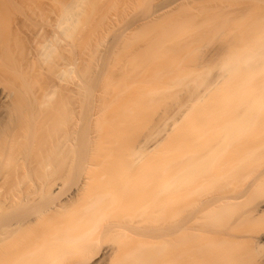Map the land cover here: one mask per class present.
<instances>
[{
  "label": "bare ground",
  "instance_id": "1",
  "mask_svg": "<svg viewBox=\"0 0 264 264\" xmlns=\"http://www.w3.org/2000/svg\"><path fill=\"white\" fill-rule=\"evenodd\" d=\"M60 1L61 12L56 16L58 19L53 37L46 38L40 45L38 43V52H34L39 62L46 66L47 79L51 84L47 82L46 88L42 89L41 80L31 79L34 59L33 56V60L27 58L19 66L26 79L23 89L19 92L10 91L11 105L7 106V116L0 119V176L1 180L11 179L10 184H5L7 191L4 184L5 190L2 187L3 191L0 189V207L28 206L44 198L42 200L49 202L47 205L45 201L49 207H45L46 212L43 210V213H48L51 218L55 213L60 214L59 211L69 204L74 205L73 202L77 201L85 185L91 183L90 180L89 183L83 181L74 196L66 201H57L55 196L59 197L66 172H69L70 177L75 176L78 168H81L83 176L89 174L91 177L94 175L92 167L95 169L99 166L90 161L78 164V139L82 145H91L93 142L96 148L104 152L106 148L118 145L128 137L133 139L130 131L137 134L146 124H153L156 120L154 113L169 112L174 114V118L171 121L164 119L161 134L153 138V149L158 150L152 154L154 157L151 156L152 151L145 148L142 152L132 151L126 160L116 161L121 170L118 179L122 183H114L115 186L108 183L111 178L108 172L98 174L97 170L96 179L105 181L103 186L106 187H102L105 191L88 192L87 187L88 193H82L87 195L77 207L80 211L78 209L76 212L74 210L77 208H74L72 213L71 210L69 220L63 225V221L56 224L50 237L46 234L47 238H44L45 232L42 233L43 238L37 237V241L33 242V251L30 249L31 254L30 250L27 251L30 259L24 248H21L24 254H19L16 264H20L24 258L23 264L30 263V260L36 264L39 261L38 264H46L53 257L47 264L68 263L64 251L57 257V251L53 252L54 246L62 250L64 246L82 245L85 249L79 247L80 250L88 252V245L100 243V235H104L105 231L107 233L108 229L113 228L111 230L116 232L124 228L123 224L119 229V220L126 223V219L132 221L136 216L144 219L154 210L153 215L150 213L153 221L148 220L151 223H146V220V224H141L139 242H132L124 231L126 227L120 236L117 235V240L122 238L119 245L125 249H122L123 254L117 249L120 256H115L119 259L116 258L118 260L112 264H264V21L260 29L254 26L253 33L240 35V48L232 51L219 67H215L219 71L217 73H199L195 75L196 80L189 79L190 75H180L165 85L141 88L134 98L121 97L120 94L126 91L118 90V83L105 82L100 91L101 96L94 97L95 77L92 69L95 66H92L97 59L89 56V62H93L92 69L84 68V65L80 67L78 51L81 44L87 51H95L100 47L102 41L97 43L95 39L99 32H96V27L94 31L91 25L97 18L96 8L100 7H97L96 0H93L94 3L90 0ZM99 4L105 5L103 2ZM162 12L160 9L153 12L150 20ZM101 18L97 19L99 23ZM101 24H97V27ZM87 28H90L87 32L90 31L92 35L97 33L95 38L88 33L95 44H92V38L87 40L92 43L85 45V41L81 42ZM3 43L5 45L1 41L0 46ZM4 45L0 48V77H9L13 74L17 55L8 50V45ZM217 51H225L224 46L220 45ZM37 91H41L39 99H36ZM80 116L85 119L83 129L86 134L78 133ZM159 156L164 157L163 165L152 178L156 181V177L162 174L163 183L159 186L148 175H137L136 181L139 180L141 190L151 188L150 198L139 201V207L134 211L130 209V213L127 208L129 214L122 210L126 215H121L122 211L117 210L121 200L128 196L129 187L138 184L130 181L132 167L144 161L148 163L151 160L149 157L158 159ZM47 215L44 218L48 220ZM139 219H136L137 222H140ZM131 221L129 223L132 224L135 219ZM3 225L4 228L8 224ZM15 226H12L14 230L16 227L21 228V225ZM8 229L12 228L7 226L2 231ZM9 232L12 233L13 229L6 233ZM3 234L5 232L0 236L1 243L8 240V237H2ZM41 238L42 241L38 242ZM83 243L88 246L87 249ZM46 245L50 250L53 247L51 253ZM125 245L132 247L128 250ZM40 247L46 254L39 253L41 259L36 253ZM107 249L104 253L102 250V257H93L95 260L90 257V252L89 260L83 261L85 256L80 251L81 257H84H78L84 263L94 260L91 263L99 264L107 254L115 253V248ZM43 258L46 261H42Z\"/></svg>",
  "mask_w": 264,
  "mask_h": 264
},
{
  "label": "rangeland",
  "instance_id": "2",
  "mask_svg": "<svg viewBox=\"0 0 264 264\" xmlns=\"http://www.w3.org/2000/svg\"><path fill=\"white\" fill-rule=\"evenodd\" d=\"M96 1H95L96 5H99L97 7L101 8V9L96 8V11L100 13V15L98 13H95L96 14L95 17L97 18H95L94 15L92 16L93 19L94 18L96 19V21L94 22L93 20L92 22L93 24L91 25L93 27V30L96 27L97 31L96 30L94 31H96L97 33L98 32L101 33L100 34L98 33L97 38H95L97 33L95 32V36H94V33L92 35L90 31L87 32L88 29H90L87 28L85 30L87 34L86 32L82 34L83 40L81 39V42L84 43L85 41V45H86V43L88 44L89 42L87 40H89L93 36V38L97 39V43L100 40L102 41V42L100 41L101 45L100 47L97 48V50L96 49L95 51L93 50L94 51L93 53V51L84 50V44H81L78 51V58H79L78 61L80 60L78 64H80V67L85 66L84 68L92 69L91 66L93 62L92 61L89 62L90 61L89 56L92 57L95 56L97 59V62L92 66V67L95 66V68L92 69L94 70L93 71L94 73L92 74L95 77L94 79L95 86L93 87V91L95 92L94 97L101 96L100 91L103 90L105 82L118 83V90L122 89L126 91L125 93L120 94L121 97L134 98L135 96H137L138 94L137 91L139 89L154 88L158 85H163V84L165 85L166 83L175 80L180 75H184V76L190 75L189 79L196 80L197 79V77L195 76L196 74L204 73L208 71L217 73L219 71L218 69H215V67H219L221 61L224 58H226L232 51L240 48V37H241L240 35L245 34L247 32L249 34L253 33V31H255L256 26H259L260 29V25L264 21V0H100L105 5L102 4L100 5L99 3L101 2L97 3ZM90 2H93V0H90ZM111 2L113 3V5L111 4ZM59 4L61 6L60 0H0V45H1V41L5 42V45H8V50H11V52H13L15 56L17 55L14 62V69L12 71L13 74L9 77H0V93H1L0 119L2 117L7 116V111H6L7 106L11 105L12 98L9 97L10 91L19 92L23 89V85L26 82V79L23 75L22 69H20L19 66L23 65L27 60V58L29 59L33 56L32 58L34 59L33 60L31 58L34 62L33 65H35L34 69L31 72V79L38 81L41 80L42 81L41 86H43L42 89L43 88L45 89L47 84L50 83L48 82L49 80L47 79V75H46L48 73L47 69H45L46 66L42 65L39 62L37 58L38 57L37 53L35 54L34 52H38L39 49L38 46L40 45V42L42 43L44 40H46V38L53 37L56 31L54 25L57 21L56 19H58L56 16H59L58 14H60L61 12L60 11L61 7L59 6ZM159 9L160 12L163 11L162 14L157 16V18L155 17V19L150 20L149 18L150 15ZM101 15L104 16V19H102L103 16ZM100 17H102L101 18V23L103 22L102 24L99 23L100 22L99 20H97L98 18L100 19ZM97 24H101V25L97 27ZM254 26L255 28L253 29ZM99 28H101L102 30ZM91 32H93L92 29ZM88 33H90V35L92 36L89 35L88 37ZM93 38L90 39L92 40V42H93ZM92 42L90 41L89 43ZM92 44H95V42H93ZM3 45L0 46V48H3ZM220 45L224 46L225 51L223 52L217 51ZM85 49H88V47H86ZM95 57L93 58V61ZM262 63L263 62H261V64ZM217 80L218 79H212V81H217ZM40 93L41 91H39L36 94V99H39L41 97ZM92 114H97V113H92ZM173 115H174L173 113H169V112L154 113V117L156 120L153 124L150 125L146 124V126L142 128V130L137 134L135 133L132 134V131H130L129 133L133 136V139L131 138L128 139L129 138L128 137L126 138L125 141L118 143V145H112L111 148L108 149L106 148L104 152L96 148L93 142L90 143L91 145L89 144L82 145L78 139V164L84 161H90L95 164H98L100 167L96 166L95 169L94 167H92L93 169L90 168L93 170L92 171L89 169L90 172L92 171L94 175L93 176L91 175L90 177L88 174L87 175L89 176L88 178L87 176H83V174L81 173V168H78V174L75 176L70 177L69 172L68 174L66 172V176L62 181V188L59 191L60 193L58 192L59 197H57V195L55 196L57 201L58 200L66 201L67 199L74 196L73 194H75L76 190L82 184L83 181L84 182L88 180L91 181V183H89L90 181H88L89 184L85 185L86 187H84L85 189L83 191L85 193H88L90 191H96V192L99 191L98 193H100V190L101 192L105 191L103 190V188L106 187L103 186L105 185V181L101 182L100 179L99 180L96 179L100 172H108L110 174L111 180L108 179L110 181V182L108 181V183H112V186L114 185V183L115 185L116 183H122V181L118 179V173L121 170L119 169L118 166L119 163L116 161L126 160L128 159L127 156L132 151L137 150V152L139 151L142 152L145 150V148H149L152 151L151 156H153L152 154L158 151L157 149H153V145H154L153 138L161 134V125L164 119H168L169 121H171L172 118H174ZM84 122H85L84 117L80 116L78 122L79 134L81 132L86 134V132L83 129ZM173 150L176 151L175 148ZM149 158L151 160H149L148 163L144 161L143 163L135 164V166L132 167L131 172L133 173V175H131L132 177L130 181H132L135 184L138 182V184L134 185L133 186L134 188L132 186L128 188V196L125 197L126 198L124 199L125 201L121 200V205L120 207L118 206L119 208H117V210L118 209L121 211L123 210L126 214H129L131 211H134L139 207L140 204L139 201L144 202V200L145 201L149 200L148 198H150L149 195L151 192V188H148L145 191L141 190L142 187L139 188L141 186V184L139 186V180L136 181L138 177L137 175H142V176L148 175L152 180H154L155 178H152V176L158 174L156 173V171L161 169L163 165L164 157L159 156L158 159H152L151 157ZM101 169L102 171H100ZM96 171L98 172V174L96 173ZM84 177H86L87 180L86 179L84 180L83 179ZM5 179L1 180V176H0V180H1L0 189L2 191H3L2 188L7 186L5 184L8 183L10 184L9 181L11 180L8 179L5 181ZM103 180H106V178ZM163 181H164V175L159 174V177L157 176L156 181L154 180L153 182L156 183V185L158 183V185L160 186V184H162ZM9 186L10 185H8V188ZM136 186H138V188ZM87 187H89V190ZM86 189L88 190V192ZM82 193H80L81 195L78 196L77 201L73 202L75 203L74 205H72L71 203L64 210L59 211L62 214L60 213L57 215L55 213L54 216H52L53 219L48 213H43L44 211L46 212L45 207L47 208L49 207L47 206L49 202L45 200L47 202L46 203L45 201L42 200L44 198H42L41 201L38 200V202L35 203H30V204L28 203L29 204L28 206L22 204L20 205V207L14 206L16 208L0 207V236L3 232H5V234L8 235V236L5 234L2 235V237L5 239H7L8 237V240L6 241H4L5 239L2 240L4 241L2 242L4 243L3 246L1 243L2 238H0V264H16L17 261L16 259L18 258L19 254L22 253L23 250L25 253L30 249L33 251L34 248L33 246H35L33 242L37 241V237L42 236L43 238L44 236L42 233L45 232L44 238H47L46 234H48V236L50 237L52 231L55 230V227L59 225V223L63 221L61 223L63 225L69 220L68 214L70 213V211L72 210L71 212L74 213L73 209L80 207V205L82 204L85 198V195H87V194L83 195L84 193L83 194ZM81 200L82 202H80ZM122 202L125 203L126 205L122 204ZM127 202H131V203L127 204ZM79 203L81 204L78 205ZM127 208L129 209V213L126 212L128 210ZM78 209L79 208H77V210L75 209L74 211L77 212ZM153 209L149 210V212L152 211ZM123 211L120 214L126 215L123 213ZM154 212L155 210L152 213ZM150 213H148L149 215L147 214L146 218H144L145 220L141 217L136 216L135 218L132 219V221L135 219V221L133 222L131 221V219H126V223H123L124 220L123 222L119 220L118 222L119 224L117 222H115L114 224H118L119 229H121V227H123L124 224V228L126 227V230L124 231H126L127 233L125 234L132 239V242L133 241L139 242L141 240L140 238L141 236L140 237L138 236L140 234L139 229H141V227L144 224L151 223L153 221L151 220L153 214L151 213L152 214L151 215ZM42 214L44 215L40 216ZM45 214L46 215L48 214L47 215L49 216L47 217L48 220L45 219L46 218ZM60 215H62V217ZM41 217L43 218L41 219ZM3 218L5 222H3ZM55 219L56 221H52ZM136 219L137 220L139 219L140 222H137ZM141 219H143L144 221L142 220L143 221L142 222ZM146 220L147 222L145 223ZM148 220L151 222H149ZM19 221L21 222V224ZM43 221L44 222L47 221V223L46 222L44 223ZM130 221L132 222V224L129 223ZM15 222L17 223V225ZM3 223L5 225L8 224L7 226L12 228L13 232L6 233L12 229H8V231H2V229L4 230V228L5 229L7 228V226L3 228L4 226ZM120 223H122V226H120L121 225ZM15 225L16 226L21 225V228L16 227ZM12 226L16 227L15 230L14 227ZM113 226H116V229L118 228L117 225H113ZM111 229L110 230L106 229L107 233L103 229L105 232L103 231L104 235L101 234L100 235L101 237H99L100 243L98 242V244L94 246L88 245L89 250L91 249V251H89L87 249L88 246L84 245L83 243V246L86 247L88 252H86V250L85 252H82V250H84L85 248H83L82 245L79 246L81 244L80 242L79 244L78 243L77 244L79 247L83 248L82 250H80V248L77 247V245L76 246L71 245L73 247L69 245L70 247L68 248H65L67 246H64V249L62 250H59L60 248H57L58 246L56 247L54 246L56 250L54 249L53 252L57 251L56 254L58 257V255L62 254L64 251L63 254L67 255L65 256V258L67 257L65 260L67 259L69 260V261L67 260L68 263L65 261L66 264H85L88 261H86L85 263L83 261H85L86 259L89 260L88 255H90V253L92 254L90 255L91 258L93 257L98 258L102 255V250L104 253V251H106L105 249H107L108 247H109L108 249H113V250L115 248L116 254L115 253L113 255L107 254L109 256L106 255L105 257H103L104 259H101L103 261H100L99 263V264H112L113 262L119 259L118 257L120 256V254L118 255L119 253L118 250H120V253L123 254L125 248L124 246L122 247V245L120 246L118 243L120 242L121 237L119 238V240H117L118 236L121 235L120 232L123 230L121 229L117 231L118 229L117 230L114 229L117 232L116 233ZM32 231L35 232L33 233ZM37 233L38 235H36ZM31 238L33 240L35 238V241H33ZM42 238L39 239L38 242H41ZM28 241L29 243H27ZM30 242H32V244ZM53 245L54 244L52 243V246ZM113 245L114 247L112 248ZM126 246L127 245H125V247ZM75 247L76 250H74ZM131 247H132L131 245L130 247L127 246V249L129 250ZM21 248L24 249L21 251ZM100 248L101 251H99ZM3 249L6 253H4ZM52 249L50 250L49 247L50 253ZM31 250L29 251L30 253L27 252V254L28 253L31 254ZM79 251L81 252V254L85 256V257L83 256L84 259L83 257H81L82 255L79 253ZM36 253L39 255L38 258L40 257L42 258L41 254L46 255L43 254L44 251L41 247ZM27 254H25L24 256H26ZM29 254L28 257L30 256ZM115 255H118V257ZM78 256L81 257V259H83V261L81 260L82 263ZM113 256L115 257V259L116 258L118 259L114 260ZM47 257L48 256H46V258ZM95 258L93 259L95 260ZM56 259L57 258H55V260ZM21 260L23 262L25 258L24 260L23 259ZM43 260L46 261V259L44 258L42 259V261ZM50 260L51 259L47 260L46 264ZM94 260L88 262L87 264H93ZM31 261L32 260H30V263L27 262V264H36L35 262L32 261L33 262L32 263ZM65 262L63 264H65Z\"/></svg>",
  "mask_w": 264,
  "mask_h": 264
}]
</instances>
